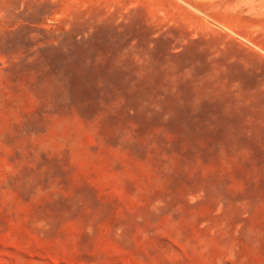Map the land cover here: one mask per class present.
Here are the masks:
<instances>
[{
  "label": "rangeland",
  "instance_id": "374dc122",
  "mask_svg": "<svg viewBox=\"0 0 264 264\" xmlns=\"http://www.w3.org/2000/svg\"><path fill=\"white\" fill-rule=\"evenodd\" d=\"M0 264H264V0H0Z\"/></svg>",
  "mask_w": 264,
  "mask_h": 264
}]
</instances>
